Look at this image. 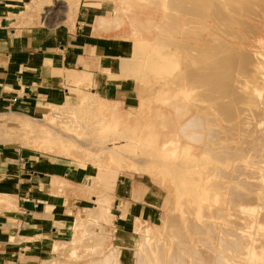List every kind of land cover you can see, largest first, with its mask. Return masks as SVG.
Masks as SVG:
<instances>
[{
    "label": "rangeland",
    "instance_id": "374dc122",
    "mask_svg": "<svg viewBox=\"0 0 264 264\" xmlns=\"http://www.w3.org/2000/svg\"><path fill=\"white\" fill-rule=\"evenodd\" d=\"M151 1L60 0L62 8L57 9L53 7V0H25L11 10L14 16H8L23 27L47 29L49 37H72L75 43L71 51L80 57V61L65 63L67 67L59 69L54 65L51 69L50 65L47 69L45 75L52 77L47 84L53 88L49 92L53 100L44 111L34 114L11 108L0 113V147L23 151L25 155L29 152L32 156H41L42 162L63 164L78 170L77 175L67 180L50 179L55 197L67 199L69 203L76 201L77 204L75 214L69 219L66 239L56 244L49 255L46 251L40 253L34 264H244L246 258L240 252L243 245H239L238 249L227 248L220 240L229 236L237 243L239 239H254L256 235L264 234V224L259 221L264 218V184L260 182L264 165L256 167L251 163L253 159H260L259 150L255 149L259 141L254 144L256 134L258 131L264 133V120H255V115L264 111V0H250L252 3L236 0L239 5L237 2L233 4L232 0H215L216 7L211 4L213 0H208L207 4L198 0L201 5L196 0L197 4L194 0H186L190 6L185 10L191 8L189 10L193 12L189 14L185 11L190 19L182 11L184 7L181 13L180 9H177L178 12L176 8L174 11L170 8V13L166 11L168 0H155L154 4ZM200 6L204 15H208L206 19L203 12H199ZM232 9L236 13L239 10L240 24L238 18L237 22L233 21L237 14ZM49 10L51 14L48 15ZM226 10L227 18L223 17ZM214 14H223L221 21L232 22L227 21L226 26L233 24L230 33L235 31L232 36L236 37L230 36L231 30L225 28L221 21L220 25L217 21L219 17ZM232 14L236 16L233 20ZM165 18L171 21H165ZM171 18L177 28L166 23L172 24ZM180 21L183 23L181 26ZM192 23H195L193 29L201 34L190 30ZM73 26L74 29L70 30ZM220 26H223L221 31ZM75 27L79 28L76 37ZM213 27L216 31L209 32ZM178 29L180 32L177 33ZM181 32L187 37L181 38ZM228 34L230 38H227ZM158 35L165 41L173 40L175 43L171 41L172 45L184 44L181 47L177 44L179 48L186 46L184 49L193 46L203 50L220 41L221 44L224 42L227 50L235 47V50L228 51L239 55L240 62L236 64L235 61L233 67L237 71L232 70L235 77L231 74L234 78L230 81L233 82L231 86L236 98L232 96V101L222 98L226 106H221L220 101L213 97H208L211 99L208 100L206 89H199L201 85L196 88L198 85L189 82V77L185 76L190 75L194 67L198 70L207 62L211 64L209 58L207 62L206 57L198 58L201 59L198 60L200 64L197 61L193 63L191 55L177 51V46L174 51V46L163 45V39L155 45ZM199 35H202L201 39ZM156 47L160 54L156 52ZM194 48L188 50L194 53ZM138 49H141L140 52ZM161 49H166L162 53L168 51V58L164 53L162 55ZM137 51L143 52L137 54ZM57 54L55 52V56ZM240 56L245 60L243 57L244 61L240 60ZM151 61L155 62L154 65L149 64ZM194 64H198L197 67ZM149 65L158 68L161 65L169 70L163 67L152 69L153 66ZM186 81L188 85H185ZM203 91L210 103L205 101ZM212 100L218 104H215L217 107H224L229 112L225 115L226 112L216 108ZM224 100L234 107L227 106ZM181 105H184L182 110L175 109H181ZM213 107L218 112L220 109L221 113ZM208 110L212 112L210 115ZM222 112L225 117L220 116ZM193 116L194 119L200 117L196 118L200 119L202 126L197 123V127L193 125L194 130L190 125V130L187 126ZM226 118L230 120L227 122ZM211 119L215 121L211 122ZM199 127L205 131L199 129L198 132ZM181 129H187V134ZM208 129L216 130L220 135L218 132L209 133ZM188 133L190 135L186 138ZM191 134H197L198 143ZM214 134H217L216 138L222 136L215 141L212 140ZM189 137L195 141L190 142ZM254 173L255 180L251 177ZM44 180L47 183V179ZM119 181H124L126 188L123 193L120 192L125 200L118 204L114 195ZM245 188L252 190L256 197V203L251 208L236 200L238 195L245 193ZM8 193L0 187V207L13 206ZM91 214L95 218H89ZM246 217L250 218L249 227L231 226ZM175 234L178 235L176 238ZM29 241L36 243L41 240Z\"/></svg>",
    "mask_w": 264,
    "mask_h": 264
},
{
    "label": "crops",
    "instance_id": "0c3cea01",
    "mask_svg": "<svg viewBox=\"0 0 264 264\" xmlns=\"http://www.w3.org/2000/svg\"><path fill=\"white\" fill-rule=\"evenodd\" d=\"M24 2L0 0V113L11 108L34 114L44 111L53 98L49 94L53 88L48 85L52 77L45 75L49 66L61 69L67 62L80 61L71 51L72 37H49L47 29L23 27L8 18L14 16L11 10ZM78 30L75 27V37ZM77 174L78 170L69 166L42 162L41 156L0 147V187L9 191L7 197L13 204L0 207V264H34L40 253L49 255L66 239L77 202L55 197L50 179L67 180ZM125 188L124 181L116 185V203L124 202L120 192ZM36 238L41 241L30 243Z\"/></svg>",
    "mask_w": 264,
    "mask_h": 264
},
{
    "label": "bare ground",
    "instance_id": "6f19581e",
    "mask_svg": "<svg viewBox=\"0 0 264 264\" xmlns=\"http://www.w3.org/2000/svg\"><path fill=\"white\" fill-rule=\"evenodd\" d=\"M144 1L146 2L147 0H144ZM150 1H151V0H150ZM187 1H188V0H187ZM192 1H193V0H192ZM194 1H195V0H194ZM194 1H193V2H194ZM196 1H198V0H196ZM196 1H195V4H197ZM201 1H205V3H206L208 0H201ZM213 1H214V3H212ZM213 1L211 2V4L214 5V4H215V0H213ZM222 1H223V0H222ZM224 1H227V0H224ZM232 1H234L233 4H234L235 2H237L236 0H232ZM249 1H250V0H249ZM59 2H60V0H53V4H54L53 7H57V9L62 8L61 6H59ZM148 2H149V0H148ZM148 2H147V3H148ZM151 2H152V1H151ZM151 2H150V4H151ZM153 2H155V0H153ZM153 2H152V3H153ZM182 2H183V3H182ZM209 2H210V1H208V3H209ZM230 2H231V1H230ZM250 2L252 3V1H250ZM158 3H159V2H158ZM158 3L156 2V5L159 6ZM185 3H186V0H185ZM185 3H184V0H183V1H181V0H168V1L165 3V4H167V8H168V10H166V11L168 12L170 8H171L170 10H173L174 8H176V10H177V9H180V13H181V9H182V7H184V9H182V11H184V12H185V11H189V14H190V13H193V12H190L191 8H189L190 10H189V9H188V10H185V9H186L185 7L190 6V5H188L189 2H188V4L186 3V4H187L186 6H185ZM191 3H192V2H190V4H191ZM198 3H199V5H201V4H200V1H198ZM201 3H202V2H201ZM217 3H218V2H217ZM217 3H216V5H217ZM219 3H220V2H219ZM227 3H228V5H231V4H229V2H227ZM227 3H226V5H227ZM237 3H238L237 5L240 4L239 2H237ZM153 4H154V3H153ZM183 4H184V6H183ZM192 4H193V3H192ZM195 4H194V6H198V5H195ZM203 4H204V3H202V5H203ZM206 4H207V3H206ZM224 4H225V2H224ZM241 4H242V3H241ZM60 5H61V4H60ZM156 5H155V6H156ZM213 5H212V7H213ZM219 5H220V4H219ZM222 5H223V4H222ZM228 5H227V6H228ZM152 6H153V5H152ZM194 6H191L193 10H195V9L193 8ZM207 6L210 7L209 4H208ZM214 6H215V5H214ZM244 6L246 7L245 4H244ZM260 6H261V5H260ZM260 6H259V7H260ZM215 7H216V6H215ZM231 7L234 8V6H231ZM231 7H230V11H231ZM238 7H240V6H238ZM242 7H243V5H242ZM257 7H258V5H257ZM261 7H262V6H261ZM165 8H166V6H165ZM167 8H166V9H167ZM197 8H198V7H197ZM197 8H196V12H198ZM219 8H220L219 6H218V8H216V9H217V13H219V11H218ZM227 8L229 9V6H228ZM248 8H249V7H248ZM248 8H247V9H248ZM198 9L201 10V11L199 10V12H203L201 6H200V8H198ZM212 9H213V8H212ZM214 9H215V8H214ZM216 9H215V10H216ZM223 9H224V8H223ZM223 9H222V10H223ZM235 9H238V8H235ZM240 9H241V8H240ZM242 9H243V8H242ZM242 9H241V10H242ZM245 9H246V8H245ZM251 9L254 10L253 8H251ZM174 10H175V9H174ZM174 10H173V11H174ZM220 10H221V9H220ZM224 10H225V9H224ZM232 10H233V9H232ZM166 11H165V14L167 15L168 13H166ZM177 11H178V10H177ZM236 11H237V10H236ZM245 11H248V10H245ZM169 12H170V11H169ZM171 12H172V11H171ZM171 12H170V13H171ZM178 12H179V11H178ZM184 12H182V13H184ZM196 12H195V13H196ZM222 12H223V11H222ZM225 12L227 13V10H226ZM233 12H235V11L233 10ZM249 12H250V11H249ZM252 12H254V11H252ZM252 12H251V13H252ZM62 13H63V12H62ZM170 13H169V15H171ZM175 13H177V12H175ZM220 13H221V11H220ZM226 13L224 14L225 16L222 14L223 17L228 16V13H227V15H226ZM231 13H232V11H231ZM235 13H236V12H235ZM235 13H234V14H235ZM256 13H258V12H255L254 14H256ZM47 14H48V15L51 14V10L47 11ZM185 14H186V12H185ZM187 14H188V12H187ZM187 14H186V15H187ZM189 14H188V15H189ZM197 14H199V13H197ZM197 14H196V15H197ZM204 14H205V13L203 12L202 15H203L204 18L206 19V16H208V15L205 16ZM212 14H213V13H212ZM234 14L231 15V17H232L231 20H233V17L235 18V17L237 16L236 19L233 20V21H236V22H237V18H238L239 10H238V13H236V14H237L236 16H235ZM169 15H168V17H169ZM175 15H176V14H175ZM175 15H174V16H175ZM188 15H187V16H188ZM196 15H194V17H195ZM199 15H201V14H199ZM202 15H201V17H200V16H199V17L202 18ZM214 15H215V14H214ZM214 15H213V16H214ZM222 15H221V16H220V14H219L218 16H217V14L215 15V17H219V19L217 18V19H218V20H217L218 23H219V21L223 20ZM233 15H234V16H233ZM239 15H241V14H239ZM171 16H172V18H173V15H171ZM171 16H170V17H171ZM191 16H193V15H191ZM258 16H260V15H258ZM164 17H165V16H164ZM166 17H167V16H166ZM170 17H169V18H170ZM196 17H198V16H196ZM220 17H222V18H220ZM260 17H261V16H260ZM172 18H171V19H172ZM174 18H175V17H174ZM177 18H178V21H179V17H177ZM226 18H227V17H226ZM250 18H253V17H250ZM180 19H182V18H180ZM188 19H190L189 16H188ZM188 19H187V20H188ZM207 19H208V17H207ZM220 19H221V20H220ZM228 19H229V18H228ZM166 20H169V19H168V18H167V19L165 18V21H166ZM172 20H173V19H172ZM226 20H227V19H226ZM170 21H171V20H169V22H170ZM176 21H177V20H176V18H175V25H176ZM212 21H213V20H212ZM224 21H225V18H224ZM227 21H229V20H227ZM227 21H225V22L221 21V22H223V26H225V28H229V29L232 28V25H233V24H232L231 26H226V24H227L226 22H227ZM238 21H239V18H238ZM163 22H164V20H163ZM169 22H166V23H168V24H170V25H172V26L174 25V20H173V23H172V24L169 23ZM221 22L219 23L220 25L222 24ZM229 22H231V21H229ZM161 23H162V22H161ZM166 23H165L164 25L167 26ZM224 23H225V24H224ZM231 23H232V22H231ZM240 23H241V20L239 21V24H240ZM242 23H243V21H242ZM182 24H183L182 21H180V24H179V25L181 26ZM192 24H193L192 26H191V24H189V26L192 27V28L190 27V30L193 29V26H194L195 23H192ZM213 24H215V23L213 22ZM219 24H218V25H219ZM246 24H247V23H246ZM246 24H245V25H246ZM161 25H163V24H161ZM170 25H168V26L170 27ZM175 25H174V26H175ZM197 25L199 26V24H197ZM216 25H217V24H216ZM216 25H215V27H217ZM229 25H230V24H229ZM242 25H243V24H242ZM247 25H249V24H247ZM247 25H246V26H247ZM168 26H167V27H168ZM186 26H188V25H186ZM186 26H184V30L186 29ZM201 26H204V25L201 24ZM223 26H222V27H223ZM239 26H240V25H239ZM158 27H159V26H158ZM160 27H161V26H160ZM160 27H159V28H160ZM167 27L163 28V26H162V28H163L164 30H165ZM175 27H176V26H175ZM175 27H174V28H175ZM194 27H195V26H194ZM196 27H197V26H196ZM199 27H200V26H199ZM199 27H198V28H199ZM205 27H206V26H205ZM215 27H213V29H214ZM222 27L220 26L219 31H221V28H222ZM247 27H248V26H247ZM159 28H156V29H159ZM176 28H177V27H176ZM179 28H180V27H179ZM198 28H197V29H198ZM210 28H211V27H210ZM225 28H224V30H225ZM250 28H251V27H250ZM163 29H162V30H163ZM170 29H171V28H170ZM170 29H169V31H170ZM194 29H195V28H194ZM194 29H193V30H194ZM197 29H196V30H197ZM213 29H211L209 32H211V31H212V32H213V31L215 32V31H216L215 29H214V30H213ZM217 29H218V27H217ZM222 29H223V28H222ZM244 29H246V28H244ZM166 30H168V29H166ZM193 30H192V31H193ZM230 30H231V31H229V34H231L230 36H231V37H236L235 35L232 36V35L234 34L235 31H234L233 34H232V33H230V32H232V29H230ZM154 31H156V30H154ZM159 31H160V30H159ZM173 31H174V30H173ZM173 31H171L172 34H173ZM175 31H176V29H175ZM175 31H174V34H176ZM186 31H187V30H186ZM186 31H184V32H186ZM161 32H163V31H161ZM178 32H180L179 29L177 30V33H178ZM195 32H196L197 34H201V33H198V31H195V30H194V33H195ZM214 32H213V33H214ZM225 32L227 33V30H225ZM244 32L246 33V30H245ZM165 33H166V31H165ZM181 33H182V35L180 36L181 38H182V37H187V36H185V35H186L185 33H183V32H181ZM187 33H188V32H187ZM190 33H191V32H190ZM223 33H224V32H223ZM183 34H184V35H183ZM197 34H195V35L192 34V35H193V36H196ZM216 34H218V32H217ZM229 34H228V36H229ZM236 34H237V33H236ZM246 34L249 35L248 33H246ZM192 35H191V37H192ZM225 35H226V34H225ZM238 35H239V34H237V36H238ZM200 36H202V35H199V37H200ZM230 36L227 37V38H230ZM160 37H161V36H160ZM160 37H159V35H158V38H159V39H160ZM199 37H198V38H199ZM222 37H223V36H222ZM156 38H157V37H156ZM192 38H194V37H192ZM195 38H196V37H195ZM198 38H197V39H198ZM224 38H225V37H224ZM238 38H239V37H238ZM154 39H155V38H154ZM159 39L155 40L156 42L154 41V43H156L155 45L159 44V42H161L162 39L164 40V42H161V43H164L163 45L168 44V47H169V48L172 47V46H174V47H175V50H174V51H176V49H177V47H178V45H179L178 43H176V45H172V44H171V41H172L173 43H175L173 40H171V41H167L168 39H166V41H165V38H161L160 40H159ZM186 39H187V38H185V40H186ZM188 39H189V38H188ZM188 39H187V40H188ZM199 39H201V37H200ZM207 39H208V41L210 40L209 37H208ZM207 39H206V40H207ZM213 39H214V38H213ZM215 39H216V38H215ZM215 39H214V40H215ZM225 39H226V38H225ZM163 40H162V41H163ZM169 40H170V39H169ZM218 40H219V39H218ZM241 40H242V38H241ZM190 41H191V39H190ZM165 42H166V43H165ZM168 42H169V43H168ZM194 42H195V41H194ZM209 42H211V41H209ZM214 42H215V41H213V43H214ZM220 42H221V41H220ZM220 42H219V43H220ZM222 42H223V41H222ZM219 43H215V44L217 45V47H216V46L214 47L215 44H214L213 46H211V47L208 45V47H205V49L202 48L203 50H200V48H194L193 46H190V47H191V50L194 48V53H192L191 51L188 50V49L190 48L189 45L187 46V47H189L188 49H184V47H186V46L182 47L184 50H183L182 48H179V47H178V50H177V51H179V50H180V51H184V53L187 54V56H188V55H191L190 58L194 60L193 63H195V62L197 61V63L200 64L201 61L198 62V60H201V59H198V58H205V57H206V62H207V60H208L207 58H209V62H211V64H209V63L207 62L209 66H207V63H205L204 65H201V67L203 66V68H200V67H199L200 69H198V70H195V69H194L195 67L192 66V67H194L193 69H194L195 71L192 69V71L190 72V75H187V76H185V77H187V78L189 77V79H190V80L188 79L189 82L191 81V83H193V84H197L198 86L196 85V86H197L196 88H198L199 85H201V87H200L199 89H201V88H205L206 91H205V90H204V91L208 93V95H207V99H208V100H211V99H209V98H210V97H211V98L213 97L214 100H216V101L219 100V101H220V103H221L220 105H221V106H222V105H223V106H226L225 104H223V101H222L224 98H229V100H231L233 97L236 98V96H237V95H236V96L234 95V94H235V93H234V89H233V86H231V84H232L233 82H230V81H231L232 78L235 77L234 74L232 73V70L234 69V70H233V72H234L236 69L233 68V67H235L234 65L238 64V62H240V61H239V58H238L239 55L237 56V55H236V54H237L236 52L233 53V51H228L229 49H232L231 47H229L228 50H227L226 45L223 46L224 42H223L222 44L220 43L221 46H219V45H220ZM169 44H171V46H170ZM177 44H178V45H177ZM225 44H226V43H225ZM183 45H184V44H183ZM183 45L180 43L179 46L181 47V46H183ZM152 46H153V45H152ZM161 46H162V45H161ZM161 46H160L159 48H163V47H164V46H163V47H161ZM176 46H177V47H176ZM218 46H219V47H218ZM227 46H228V45H227ZM148 47H149V46H148ZM192 47H193V48H192ZM140 48H141V47H140ZM153 48H154V47H153ZM159 48L156 47V52H157V53H158V51H160ZM165 48H166V46H165ZM157 49H158V51H157ZM196 49H197V51H200V52H197ZM138 50H139V52H140L141 49H138ZM162 50H163V49H161V53H162ZM164 50H166V49H164ZM164 50H163V51H164ZM232 50H235V47H234V49H232ZM180 51H179V52H180ZM195 51H196V52H195ZM236 51H237V50H236ZM137 52H138V51H137ZM139 52H138L137 54H141L143 51H141V53H139ZM163 53H164V52H163ZM163 53H162V55H163ZM166 53H168V51H166ZM166 53H164V55H165L166 57L170 55L169 53H168V55H166ZM137 54H136V55H137ZM158 54H160V53H158ZM185 54H184V55H185ZM242 54H244V53H242ZM248 54H249V52H248ZM164 55H163V56H164ZM171 55H173V54H171ZM240 55H241V54H240ZM134 56H135V55H134ZM146 56H147V55H146ZM246 56H247V54H246ZM246 56H245V57H246ZM242 57H243V56H240V58H241L240 60H243L244 57H243V58H242ZM138 58H139V55H138ZM140 58H141V57H140ZM146 58H147V57H146ZM149 58H150V56H149ZM149 58H148V59H149ZM167 58H168V57H167ZM167 58H166V59H167ZM188 58H189V57H188ZM246 58H247V57H246ZM141 59H142V58H141ZM248 59H250V58L248 57L247 60H248ZM144 60H145V59H144ZM146 60H147V59H146ZM150 60H151V59H150ZM150 60H147V61H150ZM167 60H169V59H167ZM167 60H165V62H166ZM171 60H172V59H171ZM171 60H170V61H171ZM186 60H187V59H186ZM244 60H245V58H244ZM244 60H243V61H244ZM135 61H136V57H135ZM135 61H134V62H135ZM147 61H145V62H147ZM170 61H169V62H170ZM202 61H204V59H203ZM235 61H236V62L238 61V62L235 64ZM127 62H129V61H127ZM134 62H130V63H134ZM167 62H168V61H167ZM246 62H247V61H246ZM150 63H152V61L149 62V64H150ZM154 63H155V62H154ZM154 63H152V64L154 65ZM170 63H172V62H170ZM187 63H188V62H187ZM137 64H139V63H137ZM143 64H145V63H143ZM201 64H202V63H201ZM141 65H142V64H141ZM153 65H149V66L152 67ZM155 65H156V64H155ZM157 65H158V64H157ZM161 65H163V64H161ZM161 65H160V67H163V66H161ZM169 65H171V64H169ZM184 65H186V64H184ZM191 65H192V64H191ZM194 65H196V67H197L198 64H194ZM205 65H206V67H205ZM127 66H128V63H127ZM130 66H131V65H130ZM134 66L136 67V64H135ZM137 66L140 67V65H137ZM145 66H146V65H145ZM149 66H148V67H149ZM158 66H159V65H158ZM158 66H157V67L155 66V67H156L157 69H160V67L158 68ZM164 66H165V64H164ZM167 66H168V65H167ZM189 66H190V63H189V65H188V67H189ZM240 66H241V65H240ZM141 67H144V66L142 65ZM141 67H140V68H141ZM151 67H150V68H151ZM155 67L153 66L152 69H154ZM186 67H187V66H186ZM186 67H185V68H186ZM188 67H187V68H188ZM192 67H190V70H191ZM242 67H243V66H241V68H242ZM140 68H139V69H140ZM144 68H145V67H144ZM150 68H146V69H149V71H151V72H154V71H155V70H151ZM163 68H164V67H163ZM133 69H135V68H133ZM136 69H137V67H136ZM136 69H135V70H136ZM167 69H168V67H167ZM167 69L164 68V70H166V71H167ZM137 70H138V69H137ZM143 70H144V69L142 68V71H143ZM161 70H162V69H161ZM161 70H160V71H161ZM168 70H169V69H168ZM239 70H242V69L239 68ZM140 71H141V70H140ZM158 71H159V70H158ZM236 71H237V70H236ZM242 71H243V70H242ZM245 71H246V70H245ZM163 72H164V71H163ZM188 73H189V72H188ZM239 73H240V71H239ZM139 74H140V73H139ZM139 74H138L137 76L141 77V75H139ZM155 74L158 75L156 72H155ZM165 74H166V73H165ZM231 74H233L234 77H233ZM166 75H168V72H167ZM174 76H175V75H174ZM177 77H178V76H177ZM140 79H142V78H140ZM175 80H176V79H175ZM186 80H187V79H186ZM234 80H235V79H234ZM82 81H84V80H82ZM172 81H173V83H174V80H171V82H172ZM177 81H178V80H177ZM232 81H233V80H232ZM167 82H169V81H167ZM186 82H187V81H186ZM177 83H179V82H177ZM177 83H176V84H177ZM193 84H191L190 86H192ZM177 85H178V84H177ZM177 85H176V86H177ZM185 85H188V82L185 83ZM232 85H233V84H232ZM179 87H180V85L178 86V88H179ZM234 87H235V86H234ZM188 88L191 89V87H189V86H188ZM194 88H195V87H194ZM186 89H187V88H186ZM193 90H194V89H193ZM202 90H203V89H202ZM187 91H188V90H187ZM204 91H203V93H204ZM207 93H204V94H203L204 98L206 97V94H207ZM197 95H198V94H197ZM200 95H202V92L200 93ZM232 96H233V97H232ZM238 96H240V95H238ZM208 97H209V98H208ZM216 97H217V99H216ZM222 98H223V99H222ZM235 98H234V99H235ZM205 99H206V98H205ZM207 99H206L205 101L208 102ZM239 99H241V97H240ZM214 100H212V101L214 102ZM225 100H227V99H225ZM225 100H224V101H225ZM237 100H238V98H237ZM231 101H232V100H231ZM239 101H240V100H239ZM227 102H228V100H227ZM227 102L225 101V103H227ZM235 102H236V101H235ZM208 103H210V101H209ZM261 103H262V102H261ZM174 104H175V103H174ZM213 104L215 105L216 102H214ZM239 104H240V103H239ZM239 104H238V105H239ZM190 105H191V104H190ZM193 105H194V104H193ZM216 105L218 106V104H216ZM216 105H215L216 108H219V107L221 108V106L217 107ZM228 105H229V104L227 103V106H228ZM231 105H232V104L230 103L229 107H231ZM198 106H199V105H198ZM210 106H212V105H210ZM232 106H233V105H232ZM180 107H181V109H178L177 107H176L175 109H177L178 111H179V110H182V108L184 107V105H183V107H182V105H181ZM200 107H201V106H200ZM215 107H213V108L216 109ZM233 107H234V106H233ZM201 108H202V107H201ZM201 108H200V109H201ZM203 108H205V106H204ZM185 109H186V108H184L183 110H185ZM221 109H222V111H223V110H224V107H222ZM231 109H232V108H231ZM236 109H237V108H236ZM177 110H174V111L177 112ZM218 110H219V112H220V109H218ZM226 110H227V108H226ZM229 110H230V108H229ZM233 110H234V108H233ZM261 110H262V109H261ZM224 111H225V110H224ZM224 111H223V112H224ZM231 111H232V110H231ZM207 112H209V110H208ZM216 112L219 113V112L217 111V109H216ZM223 112H222V114H223ZM225 112H226V111H225ZM228 112H229V111H227V112L224 113V114L226 115ZM232 112H235V111H232ZM210 113H212V112H209V115H210ZM220 113H221V112H220ZM207 114H208V113H207ZM222 114H221V115L219 114V115L222 116V117H223V116L225 117V115H224V114L222 115ZM232 114H234V113H232ZM195 115H196V114H195ZM204 115H205V114H204ZM211 115H212V114H211ZM228 116H229V115H228ZM43 117H44V115H43ZM43 117H42V118H43ZM196 117H199V116H196ZM196 117H195V119H194V116H193V119H192V120H190L191 118L189 119L190 121L187 120V121L190 122V124H189V122H188L189 125H188V126H187L186 124H185V125H186L187 127H189L190 125H192V128L194 129V126H193V125H196L197 123L200 124V123H199V121H200L199 118H200V117H199V118H196ZM231 117H232V116L230 115L229 118H231ZM202 118H204V117H202ZM229 118H228V119L226 118L225 121L228 122V120H230ZM208 119H209V118H208ZM213 119H214V118H213ZM222 119H224V118H222ZM233 119H235V118H233ZM233 119H232V120H233ZM206 120H207V118H206ZM211 120H212V119H211ZM216 120H217V119H216ZM218 120H219V119H218ZM218 120H217V121H218ZM232 120H231V121H232ZM255 120H256L257 122H260V121L264 120V111H263V112H259V113H257V114L255 115ZM202 121H203V119H202ZM202 121H201V122H202ZM207 121H209V120H207ZM214 121H215V120H214ZM214 121L212 120L211 122H214ZM217 121H216V122H217ZM211 122H210V123H211ZM186 123H187V122H186ZM204 123L207 124V122H204ZM255 123H256V122H255ZM201 124H202V123H201ZM201 124H200V125H201ZM211 124H212V123H211ZM216 125H217V124H216ZM235 125H236V124H235ZM186 126H185V127H186ZM198 126H199V125H198ZM201 126H202V125H201ZM204 126H205V124L203 125V127H204ZM206 126H208V125H206ZM255 126H256V125H255ZM255 126H254V127H255ZM196 127H197V125H196ZM196 127H195V128H196ZM192 128H191V126H190L188 129L191 130ZM183 129H184V128H183ZM197 129H198V130H197ZM197 129H196V130H197L198 132H200L199 129H200L201 131H203L202 129H204V128H200V127H199V128H197ZM228 129H229V128H228ZM181 130H182V129H181ZM186 130H187V129H186ZM186 130H185V131L182 130V131H183L184 133H186ZM194 130H195V129H194ZM194 130H193V131H194ZM208 130H209V129H208ZM226 130H227V129H226ZM188 131H189V130H188ZM204 131H205V129H204ZM204 131H203V132H204ZM210 131H211V130H209L208 132H209V133H212V132L217 133V132H218V131L215 132L216 130L213 131V129H212L211 132H210ZM189 132H190V131H189ZM208 132H207V133H208ZM209 133H208V134H209ZM218 133H219L218 135H220V132H218ZM186 134H187V133H186ZM189 135H190V133H188V135H186V138H188L187 136H189ZM210 135H211V134H210ZM210 135H209V137H211ZM256 135H257V138H256V141L254 142V144L256 145V142L259 141V143H258L259 146H257V148H255V149H256V150H257V149L259 150L258 157H259L260 159H259V160H254V159H253V161H251V163H252L253 165H255L256 167H260V166L264 165V133H261L260 131H258ZM191 136H192V137L194 136V137L196 138V139H195V138H194V139H195L196 142L198 143V140L200 139L201 133H200V135H199V139H198V137H196L197 134H196V136L193 135V134H191ZM215 136H217V134H216V135H215V134L212 135V137H213L212 140H215V139L218 140V138L221 137L222 135L219 136L218 138H216ZM226 136H227V135H226ZM192 137H189V139H191L190 142H194V141H195V140L192 139ZM206 137H208V136H206ZM212 137H211V138H212ZM214 137H215V138H214ZM255 137H256V136H255ZM202 138H203V137H201V139H200L201 141H202ZM189 139H187V140H189ZM207 139H208V138H207ZM220 139L223 140V138H220ZM208 140H210V138H209ZM215 141H216V140H215ZM196 142H195V144H196ZM199 142H200V141H199ZM211 142H212V141H211ZM213 143H214V141H213ZM206 145H207V144H206ZM216 145H217V144H216ZM204 146H205V144H204ZM207 146L209 147V145H207ZM205 149L208 151L207 147H205ZM205 149H204V150H205ZM223 150H224V149H223ZM227 150H228V149H227ZM207 151H206V153H208ZM212 151H213V150H212ZM212 151H211V152L209 151V152L212 153ZM215 152H216V151H215ZM213 153H214V151H213ZM220 154H221V153H220ZM212 156L215 157V155H212ZM218 156H220V155H218ZM221 156H222V155H221ZM223 157H224V156H223ZM256 158H257V157H256ZM227 160H228V159H227ZM205 162H207V161H205ZM224 162H225V161H224ZM226 163H227V161H226ZM229 163H230V162H229ZM227 164H228V163H227ZM238 164H239V163H238ZM212 165H213V164H212ZM222 167H224V166L222 165ZM225 167H226V166H225ZM251 177L254 178V180H255V173H254L253 175H251ZM262 177H263V179H262L260 182L264 184V173L262 174ZM253 182H254V181H253ZM253 182H250V183L252 184ZM229 183H230V182H229ZM213 184H214V183H213ZM210 185H212V184H210ZM218 186H219V185H218ZM229 188H230V187H229ZM231 189H232V188H231ZM235 193H236V192H235ZM236 200L242 202L244 205H246V206L249 207V208L253 207V206L255 205V203H256V197H255L253 191L250 190V189H247V188H245V193H243V194H241V195H238V196L236 197ZM195 202H196V201H195ZM227 203H228V202H227ZM182 209H183V208H182ZM249 210H250V209H249ZM96 214H97V212H96ZM97 215H99V214H97ZM252 215H253V214H252ZM92 216H93V214H91V216H88V217L91 218V219H93ZM93 217H94V216H93ZM242 217H243V216H242ZM94 218H95V217H94ZM238 218H241V217H238ZM246 218H249V217H246ZM246 218H244V220H243V219H242V220L240 219V220H238V221H235L234 224H232L231 226H233V227L237 226V227H238V226L240 225V226H245V227L248 226V227H249V226H250V223H251V222L249 221L250 218H249V219H246ZM80 219H81V218H80ZM259 221H260L262 224H264V218H263L262 220H259ZM226 222H227V221H226ZM232 222H233V221H232ZM228 224H229V223H228ZM170 225H171V224H170ZM234 225H235V226H234ZM240 228H241V227H240ZM255 228H256V227H255ZM171 233H172V232H171ZM174 233H175V232H174ZM174 233H173V234H174ZM197 233H198V232H197ZM249 233H250V232H249ZM90 234H91V232H90ZM237 234H238V233H237ZM237 234H236V236H237ZM253 234H254V232H253ZM173 236H175L174 238H176L178 235L175 234V235H173ZM228 237H229V236H227L226 238H223L222 240H220V242H221L225 247H227V248H233V249H238V248H239V245H243L242 248L240 249V252H241V254L243 255V257L246 258V260L244 261V262H245L244 264H264V234H261V233H260V234L256 235V236L254 237V239H246V240H245V239H241V240H240V239H239V240L237 239V240H238L237 243H236L235 241H232V240H231L230 238H228ZM237 238H238V237H237ZM77 240H78V239H77ZM177 240H178V238H177ZM180 240H181V239H180Z\"/></svg>",
    "mask_w": 264,
    "mask_h": 264
}]
</instances>
